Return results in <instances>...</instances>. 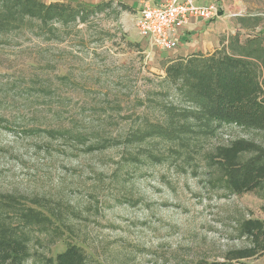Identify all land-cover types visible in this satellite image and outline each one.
Segmentation results:
<instances>
[{
  "label": "rangeland",
  "instance_id": "374dc122",
  "mask_svg": "<svg viewBox=\"0 0 264 264\" xmlns=\"http://www.w3.org/2000/svg\"><path fill=\"white\" fill-rule=\"evenodd\" d=\"M0 1V224L28 239L26 264H49L68 245L84 248L87 264H202L242 247L236 222L264 219V199L216 190L203 157L249 134L186 136L184 148L158 136L127 142L168 126L167 107H189L182 83L166 78L174 50L153 51L139 36V10L113 4L94 13L91 5L86 21L82 13L65 25ZM242 1V15L260 22L247 23L241 40L264 36V0ZM233 14L221 20L224 37L239 31ZM28 129H72L88 142ZM98 134L110 139L103 150ZM29 209L49 219L45 227L26 222Z\"/></svg>",
  "mask_w": 264,
  "mask_h": 264
},
{
  "label": "trees",
  "instance_id": "16d2710c",
  "mask_svg": "<svg viewBox=\"0 0 264 264\" xmlns=\"http://www.w3.org/2000/svg\"><path fill=\"white\" fill-rule=\"evenodd\" d=\"M4 1L13 6L12 11L18 10L20 15L41 18L45 22L58 20L69 25L74 24L82 13L87 15L84 21L92 15V8L81 3L46 5L40 3V0ZM112 5L113 3L97 5L93 9L94 13L103 12ZM121 7L124 8L122 5ZM0 10L6 12V9ZM251 20L256 24L260 22L257 18H247L241 22L251 23ZM165 71L168 81L182 83L183 97L189 107L183 110L167 107L166 111L172 115L168 126H149L146 131H138L128 137L127 142L145 141L147 137L158 136L178 140L184 148L192 144L186 136H213L226 128L242 130L249 134L248 138L231 139L203 157L215 172L211 185L227 195L253 193L264 199L263 34L250 36L244 41L237 34L229 39L228 45L214 53L193 54L170 61ZM174 119L178 121L175 122ZM5 123L6 119L0 117V126ZM28 133H42L52 138L60 136L63 140L84 146L88 142L83 134L72 129L51 132L28 129ZM93 136L97 150L108 146L110 139L102 134ZM92 148L88 150L91 151ZM150 156L154 158L153 155ZM24 217L27 223L35 222L43 227L49 221L45 217H39L32 209ZM236 233L245 243L242 247L229 249L221 259L204 261L202 264H249L252 259L264 258V219H241L236 222ZM28 256V239L0 224V264H26ZM87 259L84 248L68 245L49 264H87Z\"/></svg>",
  "mask_w": 264,
  "mask_h": 264
},
{
  "label": "crops",
  "instance_id": "0c3cea01",
  "mask_svg": "<svg viewBox=\"0 0 264 264\" xmlns=\"http://www.w3.org/2000/svg\"><path fill=\"white\" fill-rule=\"evenodd\" d=\"M46 3H69V2H76L81 3L87 6L91 5H100L103 3H113L119 4L128 10V8L132 11H140L144 1H148L151 6L159 5L163 3L165 0H42ZM215 0H194V3L197 6H205L209 3L214 2ZM233 2V5L231 4ZM221 14L222 17L212 21V22H203L200 20H192L189 25L185 26L184 28L180 29L176 32L175 38L177 39L178 45L177 48L174 49L173 53L167 54L166 58L173 59V58H186L193 54H211L215 51L223 48L224 46L228 45V41L231 37L235 35H240L241 37V30L244 28L246 29L247 23H242L243 19H247L250 16L239 17L237 23L239 25V31H237L234 35L225 36L226 31L228 30L225 27L221 20L231 12H234L233 15L243 12L244 3L242 0H221ZM139 11L137 13H139ZM136 13V17L137 14ZM136 19V18H135ZM241 39V38H240ZM145 41H147L145 39ZM243 41V40H241ZM148 42V41H147ZM150 48L154 50H159L157 47L153 46L150 42H148ZM161 51V50H159Z\"/></svg>",
  "mask_w": 264,
  "mask_h": 264
},
{
  "label": "built area",
  "instance_id": "2783aa9c",
  "mask_svg": "<svg viewBox=\"0 0 264 264\" xmlns=\"http://www.w3.org/2000/svg\"><path fill=\"white\" fill-rule=\"evenodd\" d=\"M221 0L197 6L194 0H165L156 6L144 1L136 17L139 36L161 51L177 48L175 34L192 20L212 22L222 17ZM234 16H243L242 13Z\"/></svg>",
  "mask_w": 264,
  "mask_h": 264
}]
</instances>
